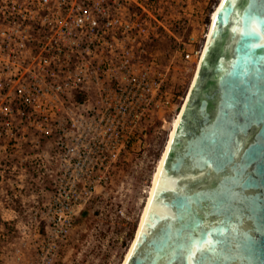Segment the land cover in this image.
Instances as JSON below:
<instances>
[{
    "label": "built area",
    "instance_id": "obj_1",
    "mask_svg": "<svg viewBox=\"0 0 264 264\" xmlns=\"http://www.w3.org/2000/svg\"><path fill=\"white\" fill-rule=\"evenodd\" d=\"M161 29L154 0H0V148L30 149L51 181L49 220L70 224L145 149L144 126L177 111L148 51Z\"/></svg>",
    "mask_w": 264,
    "mask_h": 264
},
{
    "label": "water",
    "instance_id": "obj_2",
    "mask_svg": "<svg viewBox=\"0 0 264 264\" xmlns=\"http://www.w3.org/2000/svg\"><path fill=\"white\" fill-rule=\"evenodd\" d=\"M192 250L191 264H264V0L218 9L125 264Z\"/></svg>",
    "mask_w": 264,
    "mask_h": 264
},
{
    "label": "rangeland",
    "instance_id": "obj_3",
    "mask_svg": "<svg viewBox=\"0 0 264 264\" xmlns=\"http://www.w3.org/2000/svg\"><path fill=\"white\" fill-rule=\"evenodd\" d=\"M166 30L148 45L160 54L176 112L145 128L146 147L116 169L112 184L71 218L49 220L51 181L31 165L26 146L0 148V264H122L134 238L175 117L182 111L197 68L182 51L202 48L220 0H154ZM171 107V109H175Z\"/></svg>",
    "mask_w": 264,
    "mask_h": 264
},
{
    "label": "bare ground",
    "instance_id": "obj_4",
    "mask_svg": "<svg viewBox=\"0 0 264 264\" xmlns=\"http://www.w3.org/2000/svg\"><path fill=\"white\" fill-rule=\"evenodd\" d=\"M223 3H224V0H220V2L218 3V5H217V6L215 7V9H214V12H213L212 15H211V21H210V24H209V26H208V30H207V34H206V37H205V41H204L203 46H202V55H203V56H204V54H205V51H206V48H207V45H208V41H209V37H210L211 30H212V27H213V23H214V20H215V16H216V14H217L218 9L222 7ZM199 70H200V64H198V68H197L196 74H195L194 79H193V81H192V83H191V86H190V89H189L188 97H187V99L184 100L185 103H184V106L182 107V111H183V109H184V107H185V105H186V103H187V101H188V98H189V96H190V94H191V91H192V89H193V87H194V84H195V82H196V79H197V75H198V73H199ZM182 111H181L180 113H178V115L175 117V119H174V121H173V123H172V127H171V129H170L169 136H168V141H167L166 147H165V149L163 150L162 155H161V157H160V159H159V161H158L157 168H156V172H155V174H154L153 181H152V185H151L150 190H149V192H148V197H147L146 203H145V205H144V208H143V211H142V214H141L140 220H139L138 227H137V229H136V231H135L134 238H133V240H132V242H131V244H130V246H129V248H128L126 254H125V257H124V259H123V261H122V264H125V263H126V261H127V259H128V256H129V254H130V252H131V250H132V248H133V246H134V244H135V241H136V239H137V237H138V234H139V231H140V228H141V225H142V222H143L144 216H145V214H146V211H147V208H148V205H149V202H150V199H151V196H152V193H153V190H154V187H155V184H156V181H157L158 175H159L160 168H161L162 163H163V161H164V158H165V155H166L167 149H168V147H169V144H170V141H171L172 135H173L174 130H175V128H176V125H177V123H178V121H179V118H180V116H181Z\"/></svg>",
    "mask_w": 264,
    "mask_h": 264
},
{
    "label": "snow or ice",
    "instance_id": "obj_5",
    "mask_svg": "<svg viewBox=\"0 0 264 264\" xmlns=\"http://www.w3.org/2000/svg\"><path fill=\"white\" fill-rule=\"evenodd\" d=\"M228 2H232L234 3L235 0H225V3L227 4ZM209 245L211 244V241L208 242ZM197 256V251L196 250H192L190 253H189V260H190V264H191V261H193Z\"/></svg>",
    "mask_w": 264,
    "mask_h": 264
}]
</instances>
